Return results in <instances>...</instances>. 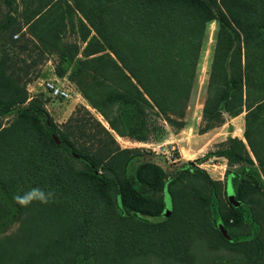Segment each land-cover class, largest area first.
Here are the masks:
<instances>
[{"label":"trees","instance_id":"obj_1","mask_svg":"<svg viewBox=\"0 0 264 264\" xmlns=\"http://www.w3.org/2000/svg\"><path fill=\"white\" fill-rule=\"evenodd\" d=\"M50 3L53 0L36 7L27 22L33 24ZM72 8L81 13V24L95 33L94 50L79 61L74 74L91 64V76L85 86L80 83V90L108 128L89 117L96 133L88 132L87 138L101 133L104 141L98 139L102 143L97 150L79 145L46 114L40 120L36 100L17 110L9 123L0 122V187L8 192L19 185L18 195L33 187L55 194L48 204L16 203L20 223L0 237V264H78L79 258L91 264H139L141 257L158 250L169 253L176 249L175 242L184 247L204 234L211 239L217 234L230 243L216 223L210 224L206 197L190 194L187 212L176 215L182 203L172 207L170 201L164 212L166 202L136 187L125 173L134 150L116 145L109 129L145 140L148 109L172 126H184L206 24L215 20L199 133L221 125L224 115L243 112V136L257 163L264 165V0H74ZM61 65L55 70L58 76L64 73ZM26 99V89L6 74L0 61V114ZM76 114L65 123L78 122ZM218 155L252 163L237 137H230ZM70 159L83 165L76 167ZM134 178L139 185L173 194V178L166 179L154 162H141ZM249 188L248 181L240 182L236 200L226 196L227 211L220 214L224 224H240L241 202H246Z\"/></svg>","mask_w":264,"mask_h":264},{"label":"rangeland","instance_id":"obj_2","mask_svg":"<svg viewBox=\"0 0 264 264\" xmlns=\"http://www.w3.org/2000/svg\"><path fill=\"white\" fill-rule=\"evenodd\" d=\"M47 1L0 0V61L6 74L27 92L24 103L0 114V122L9 123L16 118L17 110L36 100L42 109V113H38L41 121H44L46 114L60 130L69 131L79 145L97 150L102 143L98 139H104H101V133L96 134L94 139L87 138L88 132L96 133L89 117L99 120L107 128L108 124L80 90V83L85 86L91 76V64L81 66L82 74H74L80 66L79 61L94 50L95 33L86 23L81 24L84 19L81 13L72 8L74 0H53L54 4L50 3L38 18L32 19L35 20L33 24L28 23L27 18L33 10ZM216 30L215 20L206 24L194 83L184 111L183 127L170 125L164 117L148 109L143 129L145 140L119 136L109 130L116 145L134 150L125 164V173L134 180L136 187L153 200L165 204L163 190L139 185L134 178L141 162L151 161L160 165L165 171V178H173L170 185L173 191L170 196L172 207L174 203L177 206L182 203L175 214L187 212L190 194H200L207 198L205 209L210 224L220 222L231 242L223 241L217 234L216 239L204 234L197 240L183 244L184 247L181 242H175L176 249L169 253L158 250L141 257L139 264H264V165L257 163L243 136L244 113L233 117L224 115L221 125L199 133L203 124L202 107L207 94ZM59 63H62V76L55 73ZM87 73L89 77L86 79ZM47 80L66 88L69 96L65 99L50 97L44 86ZM115 107L114 115L118 113ZM76 110L79 121L66 124ZM230 137L241 139L252 163L218 155L227 148ZM53 138L60 143V134H53ZM61 145L63 149L65 146L63 143ZM70 160L76 167L83 165L77 159ZM188 168L189 171L186 170ZM236 173L238 176L234 175ZM208 178L218 180L220 184L215 185ZM243 181H248L250 188L246 202H241L242 219L239 225L228 226L220 217L228 207L226 184H231L235 198L236 185ZM19 189V185H14L5 192L0 187V237L14 232L19 226V209L13 199ZM165 208L168 210V207H164V212ZM217 230L220 233L218 227ZM78 264H91V260L79 258Z\"/></svg>","mask_w":264,"mask_h":264},{"label":"clouds","instance_id":"obj_3","mask_svg":"<svg viewBox=\"0 0 264 264\" xmlns=\"http://www.w3.org/2000/svg\"><path fill=\"white\" fill-rule=\"evenodd\" d=\"M54 196L55 194L52 191L45 192L41 188L33 187L22 195H15L13 199L15 203L21 206H28L33 201L41 204H48L54 200Z\"/></svg>","mask_w":264,"mask_h":264},{"label":"water","instance_id":"obj_4","mask_svg":"<svg viewBox=\"0 0 264 264\" xmlns=\"http://www.w3.org/2000/svg\"><path fill=\"white\" fill-rule=\"evenodd\" d=\"M55 139V138H54ZM56 141V140H55ZM226 196H227V199L229 201H235V198H234V194H233V191H232V188H231V184L229 182H227L226 184ZM164 197H165V202H166V206L168 207V209L170 208L171 206V203H170V196H169V193L167 191L166 188H164ZM217 227L221 233V235L225 238V239H230V236L229 234L227 233L226 229L224 228V226L218 222L217 223Z\"/></svg>","mask_w":264,"mask_h":264},{"label":"built area","instance_id":"obj_5","mask_svg":"<svg viewBox=\"0 0 264 264\" xmlns=\"http://www.w3.org/2000/svg\"><path fill=\"white\" fill-rule=\"evenodd\" d=\"M44 86L48 92V95L52 98L65 99L69 96V92L66 88L58 86L53 82L47 80L44 82Z\"/></svg>","mask_w":264,"mask_h":264}]
</instances>
